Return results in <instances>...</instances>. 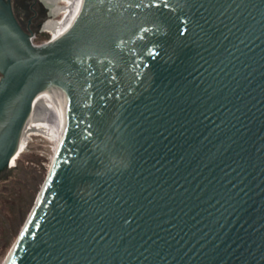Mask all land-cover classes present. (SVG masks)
I'll list each match as a JSON object with an SVG mask.
<instances>
[{
	"label": "water",
	"instance_id": "1",
	"mask_svg": "<svg viewBox=\"0 0 264 264\" xmlns=\"http://www.w3.org/2000/svg\"><path fill=\"white\" fill-rule=\"evenodd\" d=\"M50 88L61 141L4 264H264V0H83L41 44L0 0V172Z\"/></svg>",
	"mask_w": 264,
	"mask_h": 264
},
{
	"label": "rangeland",
	"instance_id": "2",
	"mask_svg": "<svg viewBox=\"0 0 264 264\" xmlns=\"http://www.w3.org/2000/svg\"><path fill=\"white\" fill-rule=\"evenodd\" d=\"M60 4L59 6H64L63 3ZM61 16L62 14L57 13L55 20H60ZM48 19H46L44 27L42 26L44 22L39 27V18L36 16L26 20L28 30L34 33L35 44L47 42L53 37L47 30V23L52 18ZM45 30L47 32H44ZM53 148H55V142L49 137L37 131L31 132L27 136L24 147L17 158H15L14 164H11L10 168L6 169L7 173H5L4 178L9 184L7 195L10 198L6 201L5 206L11 205L10 212H13V220L17 221V231L0 264H3L7 259L37 201L51 163L55 158Z\"/></svg>",
	"mask_w": 264,
	"mask_h": 264
},
{
	"label": "bare ground",
	"instance_id": "3",
	"mask_svg": "<svg viewBox=\"0 0 264 264\" xmlns=\"http://www.w3.org/2000/svg\"><path fill=\"white\" fill-rule=\"evenodd\" d=\"M44 1L46 2V4H48V7L50 5L53 14V18L47 23V30L48 32L52 33L53 38L60 37L71 27L72 23L75 20L79 6L81 5L83 0ZM60 3H63L64 6H59L61 5ZM57 13L62 14L61 19L58 21L55 20V15ZM64 125L65 109L63 105V99L55 89L50 88L48 91L39 95V98L35 103V106L33 107L32 116L29 119L24 129L23 136L21 138L19 153L27 141V136L31 132L37 131L46 135L55 142V148L53 149L54 154L56 156L61 141ZM15 161L16 159L14 158L11 164H14Z\"/></svg>",
	"mask_w": 264,
	"mask_h": 264
},
{
	"label": "flooded vegetation",
	"instance_id": "4",
	"mask_svg": "<svg viewBox=\"0 0 264 264\" xmlns=\"http://www.w3.org/2000/svg\"><path fill=\"white\" fill-rule=\"evenodd\" d=\"M12 6L13 13L21 27L31 36H34L32 31H29L26 26V20L32 16L39 18V27H44L47 18H53L52 9L44 0H5ZM56 16V15H55ZM44 32H47L46 30ZM6 170L0 172V262L5 254L6 249L10 246L13 237L17 231V221L13 220V212H10L11 205L5 206L10 196L7 195L9 188L8 182L5 180Z\"/></svg>",
	"mask_w": 264,
	"mask_h": 264
},
{
	"label": "built area",
	"instance_id": "5",
	"mask_svg": "<svg viewBox=\"0 0 264 264\" xmlns=\"http://www.w3.org/2000/svg\"><path fill=\"white\" fill-rule=\"evenodd\" d=\"M50 33V32H49ZM52 34V33H51ZM53 36V35H52ZM53 38V37H52ZM35 36H32V41H33V43H35ZM50 41V40H49Z\"/></svg>",
	"mask_w": 264,
	"mask_h": 264
}]
</instances>
